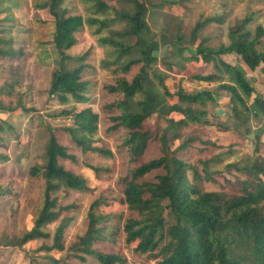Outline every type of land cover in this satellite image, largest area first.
<instances>
[{
  "label": "trees",
  "instance_id": "1",
  "mask_svg": "<svg viewBox=\"0 0 264 264\" xmlns=\"http://www.w3.org/2000/svg\"><path fill=\"white\" fill-rule=\"evenodd\" d=\"M259 2L260 7L250 6L235 17L227 29V43L211 46L206 42L208 38H202L193 55H186L201 61L191 78L196 82L217 81L216 89L186 91L179 86L174 92L163 82L162 69L155 66L158 58L154 52L165 43L147 42L144 38L148 30L146 0H118L120 6L107 0H78L85 7V15L69 14L64 0L39 3L38 7L47 8L54 24L51 42L57 59L47 89L50 97L61 103L69 98L88 99L84 93L88 83L82 73L89 67L85 62L89 51L77 56L66 53L77 42L84 24L90 28L95 25L92 33L105 49L100 68L113 74L119 71L120 75L103 85L111 98L104 100L98 111L91 107L61 109L57 116L71 115L72 123L45 126L43 150L25 169L28 180L43 181V203L34 211L29 229L19 235H7L1 244L21 246L29 240H43L36 249L43 253L32 258V264L126 262L122 253L107 246L116 245L117 232L103 224L108 215L94 209L106 201L103 196L84 208L85 227L68 248L64 244L65 230L73 218L68 213L77 207L75 200L64 199L72 192L90 190L85 176L75 166L80 164L95 172L110 170L85 158L88 153L113 156L111 149L93 145L92 135L100 121L105 134L121 135L117 149L127 155V171L117 178L116 185L122 190L120 201L129 210L122 226L123 242L134 244L135 253L154 254L158 257L155 264H264V157L259 151L262 127L253 128L251 124L253 120H264V93L256 89L250 78L255 71L264 78V0ZM162 3L156 5L163 7ZM225 5L222 2L219 12L198 19L189 37L208 23H222L226 18ZM75 7L74 4L72 8ZM117 23L121 24L119 29L113 27ZM105 28L108 31L103 35ZM176 39L182 40V35ZM27 52L13 33L0 35V76L8 73L0 84V112L35 110L27 107L23 98ZM176 52L185 57L182 51ZM230 55L238 60H231ZM159 60L170 67L169 61ZM72 61L76 65L72 66ZM219 92L227 97L232 125L217 123L208 116L207 106L217 104L214 96ZM173 113L181 116L175 119ZM212 124L236 131L253 145L247 161L225 164L227 172L233 170L245 176L235 177L236 182L224 177L229 190L206 191L195 184L211 180L215 171L211 163L218 154L232 151L228 146L221 153L201 157L221 147L204 132V126ZM21 136L16 125L0 118V143L19 149L10 158L0 153V200L9 199L11 205L20 191L19 171L10 169L3 173V165L11 161L21 167V160L27 158ZM150 152L153 154L148 156ZM52 221L56 223L49 230L47 226ZM64 249L67 257H75L78 262L67 263L51 253Z\"/></svg>",
  "mask_w": 264,
  "mask_h": 264
},
{
  "label": "rangeland",
  "instance_id": "2",
  "mask_svg": "<svg viewBox=\"0 0 264 264\" xmlns=\"http://www.w3.org/2000/svg\"><path fill=\"white\" fill-rule=\"evenodd\" d=\"M43 1L0 0V35L13 33L28 51V57L24 61L23 98L27 107L35 108L33 111H16L14 114L0 112L1 119H7L10 123L17 126L22 135L21 141L25 144L27 151V158L21 160V167L15 163L12 164L11 161L3 165V173L10 169L16 172L19 171L20 191L12 205L9 199L0 200V264H32L30 262L32 258L43 253L42 250L36 252V249L43 243L41 239L29 240L21 246H9L1 243L5 241L4 239L7 235H19L23 230L29 229L33 223L34 211L39 209L43 203V181L28 180L25 169L29 164L33 163L35 157L43 150L46 138L45 126L57 127L72 123L71 115L57 116L56 113L61 109L91 107L98 111L104 100L111 98L103 90V85L112 82L116 75H120L119 71L113 74L110 70L100 68V63L105 56V49L99 45L98 36L92 33L95 25L90 28L84 24L80 28L77 42L67 49L66 53L77 56L89 51L85 60L89 67L82 73V79L88 83L84 92L88 99L82 101L69 98L67 102L61 103L56 97H50L47 89L50 86L51 73L56 67L57 55L51 42L54 30L53 18L46 7H38V4ZM107 1L120 6L118 0ZM146 1L148 5L146 16L148 30L145 32L144 38L147 42L157 40L159 43H165L160 45L159 49L154 52L158 58L155 66L164 72L163 82L170 92H174L179 86H182L186 91H192L195 88H208L214 91L218 84L217 81L196 82L191 78L201 67V61L193 60L186 57V55H193L202 38H208L206 42L211 46H217L221 42L227 43V29L233 23L235 17L245 13L250 6L257 8L261 5L259 0ZM222 2L226 3V18L224 21L220 24L208 23L197 34L189 37L190 30L195 22L207 15L219 12ZM64 3L69 7V14L85 15V7L83 4L78 3V0H64ZM158 3H162L163 7L157 6L156 4ZM74 4L76 7L72 8ZM108 15H112V12H109ZM120 26V23L113 25L116 29H119ZM2 30L6 31V33L1 32ZM107 31L108 28L103 29V35L107 34ZM178 35H182V40L176 39ZM171 42H174V45ZM177 49L182 51L185 57L177 54ZM224 57L228 58L227 56ZM161 58L169 61L171 63L170 67L164 66L159 60ZM230 58L233 61L238 60L237 56L234 55H230ZM71 65H76V62L72 61ZM7 77L8 73H2L0 84ZM250 78L256 89L264 93V78L260 77L256 71L250 74ZM214 97L217 104H208V116L217 123L232 125L233 121L227 108V97L224 92H219ZM172 116L178 119L181 115L173 113ZM251 124L253 128L262 127L259 137L261 142L259 151L264 157V120L262 122L253 120ZM103 125L99 121L97 130L92 135L93 145L99 147L103 145L111 149L113 156L88 153L85 158L93 165L109 168L110 170L100 169L99 172H95L80 164L75 166L85 176L90 190L72 192L64 199L65 202L75 200L77 203V207L68 213L73 218L64 233L65 247L68 248L76 240V234L85 227L84 208L88 207L99 196H103L106 201L101 202L94 209L98 213L107 214L108 216L103 224L117 231L114 237L116 245L111 243L107 246L126 257L124 264H155L158 260L157 256L154 254L135 253L133 251L134 244H125L123 242L122 226L124 219L129 214V210L126 204L120 201L122 190L116 185V180L119 176L126 173L128 159L124 151L117 149L121 135L105 134ZM203 129L206 136L210 140L216 141L221 147L212 149V152L208 155H201L202 158H208L212 153H221L228 146L232 147V151L231 153L218 154L219 160L217 159L211 163V169L215 170L212 173L213 178L211 180L195 181V184L199 189L206 191L229 190L231 187L225 182L224 177H230L233 182H236L235 177L244 179L245 176L233 170L227 172L225 164L232 161H247V158L252 154V142L249 138H242L234 130H222L213 124L204 126ZM18 151L19 149L11 144L0 143V153L8 154L9 158L17 154ZM148 154L150 156L153 152ZM194 158L195 156L192 157V159ZM55 223L56 221L50 222L47 229L52 230ZM103 244L100 243V245ZM51 253L55 257H63L67 263L78 262L75 257H67L65 249L63 251L53 250Z\"/></svg>",
  "mask_w": 264,
  "mask_h": 264
},
{
  "label": "crops",
  "instance_id": "3",
  "mask_svg": "<svg viewBox=\"0 0 264 264\" xmlns=\"http://www.w3.org/2000/svg\"><path fill=\"white\" fill-rule=\"evenodd\" d=\"M256 72H258L259 73V75H260V77H262V74L259 72V71H256ZM263 78V77H262ZM227 101V100H226Z\"/></svg>",
  "mask_w": 264,
  "mask_h": 264
}]
</instances>
